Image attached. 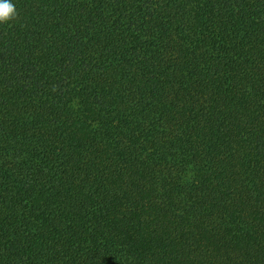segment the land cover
Listing matches in <instances>:
<instances>
[{
  "label": "trees",
  "instance_id": "16d2710c",
  "mask_svg": "<svg viewBox=\"0 0 264 264\" xmlns=\"http://www.w3.org/2000/svg\"><path fill=\"white\" fill-rule=\"evenodd\" d=\"M0 264H264V0H10Z\"/></svg>",
  "mask_w": 264,
  "mask_h": 264
},
{
  "label": "clouds",
  "instance_id": "9594fccd",
  "mask_svg": "<svg viewBox=\"0 0 264 264\" xmlns=\"http://www.w3.org/2000/svg\"><path fill=\"white\" fill-rule=\"evenodd\" d=\"M17 12L10 0H0V24H6L13 20Z\"/></svg>",
  "mask_w": 264,
  "mask_h": 264
}]
</instances>
